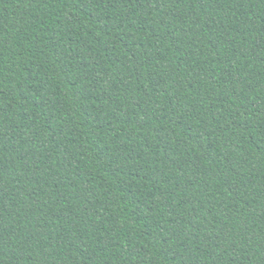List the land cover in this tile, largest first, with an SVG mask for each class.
<instances>
[{
    "label": "trees",
    "instance_id": "16d2710c",
    "mask_svg": "<svg viewBox=\"0 0 264 264\" xmlns=\"http://www.w3.org/2000/svg\"><path fill=\"white\" fill-rule=\"evenodd\" d=\"M0 264H264V0H0Z\"/></svg>",
    "mask_w": 264,
    "mask_h": 264
}]
</instances>
